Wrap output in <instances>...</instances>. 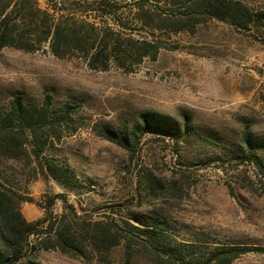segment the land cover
<instances>
[{
	"label": "rangeland",
	"instance_id": "374dc122",
	"mask_svg": "<svg viewBox=\"0 0 264 264\" xmlns=\"http://www.w3.org/2000/svg\"><path fill=\"white\" fill-rule=\"evenodd\" d=\"M116 1L124 7L126 33L157 38L164 47L156 60H144L133 72L116 66L94 71L82 58H57L48 48L0 49V110L7 111L17 95L27 105H43L50 95L58 113L66 105L77 108L41 160L46 168L69 165L77 186L43 174L35 158L1 156L0 183L21 197L28 222L44 218L42 207L61 195L53 215L65 216L86 254L45 250L32 236L17 264L127 263L124 243L99 252L70 207L81 222L124 232L130 230L126 223H147L169 234L173 245H198V257L216 244L248 251L232 264H264V31L202 15L177 31L173 21L155 20L153 10L161 7L178 20L184 12L179 1L175 7L165 0ZM237 1L264 11V0ZM146 112L176 123L178 130L154 129L131 139ZM131 253L132 264H160L140 244Z\"/></svg>",
	"mask_w": 264,
	"mask_h": 264
},
{
	"label": "trees",
	"instance_id": "16d2710c",
	"mask_svg": "<svg viewBox=\"0 0 264 264\" xmlns=\"http://www.w3.org/2000/svg\"><path fill=\"white\" fill-rule=\"evenodd\" d=\"M179 1L184 12L178 20L171 13L153 10L155 20L173 21L176 30L192 26L191 18L206 16L248 30L250 26L264 31V11H255L237 0H165L167 6ZM116 0H0V49L14 48L26 52H38L48 48L57 58H82L94 71H108L113 66L133 72L144 60H156L163 44L157 38L136 39L126 33L122 16L125 14ZM144 7L139 9L144 12ZM187 19V20H186ZM191 21H189V20ZM141 24L153 29L161 28L138 18ZM77 108L66 105L63 112L53 109L52 97L48 95L43 105H27L24 97L15 96L7 111L0 110V156L10 160L35 158L40 162L43 174L48 171L55 179L69 187H75L78 179L69 166L41 161L45 147L63 137V124ZM177 131L176 123L165 122L156 114L146 112L134 128L130 138L150 130ZM119 144L128 149L117 137ZM31 146V150L29 149ZM257 158V157H255ZM48 164V163H47ZM154 189L153 182L148 180ZM61 195L50 199L45 217L28 222L21 212V197L0 183V229L3 243L0 245V264H17L29 239L36 236L45 250L59 249L65 254L85 256L79 243L77 231L65 224V216L54 217L51 210ZM32 202V200L30 201ZM73 221L81 226L83 233L91 236L97 249L110 252L123 243L128 252L126 264L131 263L132 248L140 244L158 259L160 264H232L245 254L246 249L230 248L212 244L208 253L198 257V245L192 250L173 245L170 235L146 224L145 228L126 223L129 232L113 228L103 222H81L74 207Z\"/></svg>",
	"mask_w": 264,
	"mask_h": 264
}]
</instances>
